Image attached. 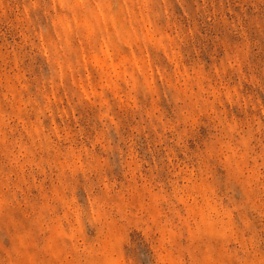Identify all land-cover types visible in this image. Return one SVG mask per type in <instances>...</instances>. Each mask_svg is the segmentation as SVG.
<instances>
[{"label":"rangeland","instance_id":"374dc122","mask_svg":"<svg viewBox=\"0 0 264 264\" xmlns=\"http://www.w3.org/2000/svg\"><path fill=\"white\" fill-rule=\"evenodd\" d=\"M0 264H264V0H0Z\"/></svg>","mask_w":264,"mask_h":264}]
</instances>
